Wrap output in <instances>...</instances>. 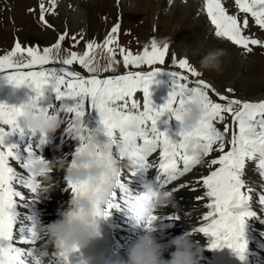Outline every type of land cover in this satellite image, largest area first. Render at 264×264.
I'll list each match as a JSON object with an SVG mask.
<instances>
[{
    "label": "snow or ice",
    "instance_id": "snow-or-ice-1",
    "mask_svg": "<svg viewBox=\"0 0 264 264\" xmlns=\"http://www.w3.org/2000/svg\"><path fill=\"white\" fill-rule=\"evenodd\" d=\"M49 4L50 7H46L40 0L39 20L47 28L54 29L55 25L46 14L53 12L56 0H49ZM235 4L241 13L250 14L255 24L264 29V0H235ZM204 6L216 37L249 53L253 50L250 45L264 47V42L244 34L249 27L246 16L238 19L237 15L229 14L221 0H205ZM119 29L120 24L116 23L103 41L102 47L109 53V63L103 72L112 71V65L116 63L114 48L110 46L116 43ZM67 36V31L59 33L56 42L42 51L38 46H22L17 40L10 51L0 55V74H4L8 83L15 87H31L36 94L35 101H40L46 91H51L59 106L51 103L41 111H55L66 125V134L78 140L71 161L93 140L95 130L104 131L105 135L96 141L94 155L105 172L97 181L87 184H75L66 177L74 198L91 197L93 214L97 218H104L112 208L126 209L137 217L145 212L150 198L129 191L121 181V169L113 154L117 142H127L135 163V169H130L132 175L155 169L156 186L165 194L173 196L180 191L195 194L194 200L199 203L193 207L200 213V222L189 234H203L210 238V248H229L238 259L245 261V222L256 215L255 204L264 210V99L253 102L232 98L202 79L190 80L189 75L168 71L172 88L166 102L156 108L151 100L150 87L163 69L154 67L145 72L131 70L129 66L138 69L141 65H163L168 44L160 46L153 40L150 50L145 47L141 54L135 55L121 47L120 55L127 71L101 77L100 72L93 70L95 56L90 54L101 45L87 42V50L82 55L73 51L68 56H61L62 42ZM71 40L79 43L76 36ZM49 65L53 66L46 67ZM73 65H79L87 75L75 70L71 67ZM173 65L191 77L199 76L187 59H180L177 63L173 57ZM227 91L231 93L232 89ZM138 93L142 94V99ZM197 95H202L205 100L204 113L199 126L191 134L179 130L180 139L177 141L166 131L158 130L157 123L162 116L170 114V119L179 121L182 109ZM89 110L95 111L99 117L94 130L85 124ZM20 116L18 108L0 104V124L8 126L7 131L0 127V264H69L67 256L57 255L55 251L50 259H43V246L35 247L41 227L35 217L21 212L38 201L42 192H47L48 186L40 179L43 170L38 174L36 167L49 161L37 154V149L47 143V137H41L35 147L28 142L23 146L10 142L14 136L25 141L28 135L21 127ZM218 123L223 124L222 130L216 126ZM78 128L79 135H75ZM194 141L204 149L202 162L187 154L188 145ZM213 152L219 155L206 159ZM66 162V159L60 161L61 164ZM200 165L207 166V174H199L194 181L187 183H174ZM249 169L257 172L258 184L248 176ZM16 185L28 190L30 195L17 190ZM148 211L145 227L152 230L156 216ZM170 218L179 219L178 216Z\"/></svg>",
    "mask_w": 264,
    "mask_h": 264
},
{
    "label": "rangeland",
    "instance_id": "rangeland-1",
    "mask_svg": "<svg viewBox=\"0 0 264 264\" xmlns=\"http://www.w3.org/2000/svg\"><path fill=\"white\" fill-rule=\"evenodd\" d=\"M115 1V5L106 8L103 7L105 0H84L86 5H89L88 14L84 17L85 20L79 21L73 18L66 19V16H63L66 9L64 7L58 8L59 5L56 4L53 12L46 14L47 17H52L48 19L55 25V28L52 29L47 28L39 20L40 0H0V55L10 51L17 40L22 46H38L42 51L44 47H50L56 42L59 33L67 31L68 36L62 42L61 56H68L73 51L78 55H82L87 50L86 43L94 42L101 45V47L96 48L94 53L90 54L95 56V61L99 62L101 66H107L109 63V53L102 47L103 41L111 28L116 23H119L120 29L117 34V41L110 46L114 48L116 63L112 65V71H101L99 75L101 77L118 75L127 71L123 65V58L120 55L121 47L126 52L131 51L135 55L141 54L145 47H148L150 50L153 40L159 45L168 44L169 50L163 65H141L138 69H133L129 66L131 70L145 72L150 71L154 67L163 69L155 77V82L150 87L151 100L154 107L159 108L168 99L172 88V79L168 71H178L182 75H189L190 80L202 79L218 92L229 95L232 98L253 102L264 99V47L250 45L253 50L249 53L238 46H234L226 39L216 37L214 26L211 25L207 17L204 6L205 0L191 1L188 5H183V0H178V2L174 0H148L146 1L147 3L140 5H138V1L136 0ZM140 1L142 2L143 0ZM43 2L46 7H50L49 0H43ZM221 3L229 14L237 15L238 19L245 18L246 14L239 11L235 0H221ZM92 4H99L100 7H93ZM172 5L174 6L172 7ZM177 5H183V9H178ZM246 18L249 21V27L245 29L244 34L264 42V29H260L255 24L250 14H247ZM72 36H76L79 43L72 41ZM81 36H83V39H80ZM63 49H67L68 51H63ZM214 49H223L225 51V55L221 58V68L219 71H197L199 76L191 77L190 74L183 72L173 65V57L176 58L177 63L180 59H187L190 65L198 70L200 59ZM50 66L53 65L46 67ZM54 66L59 67L60 65ZM71 67L87 75L79 65ZM0 75V95H2L3 99L9 97L11 101L20 106L22 103L35 97V92L28 85L15 87L8 83L4 74ZM228 89H232V92L229 93ZM137 96L142 99V94L138 93ZM213 98L216 99V97ZM53 99V94L48 90L38 102L41 108L51 103L56 104L58 107L59 102ZM10 107H14V105ZM98 119V114L93 110H89L85 124L91 130H94L97 127ZM161 119L165 121V126L169 129V136L178 141L180 139L178 136L180 129L179 122L174 118L170 119V114H165ZM65 126V124L62 125L54 134V138L62 140L60 142L61 150L67 155L66 160L70 162L79 142L66 134ZM216 126L221 130L223 129L222 123H218ZM0 127H4L6 131L8 130V126L6 125L0 124ZM45 148L53 150L54 146L48 145ZM55 149H58V147H55ZM218 155L219 153L213 152L206 159L215 158ZM55 159L58 158L50 156L45 158L49 162ZM207 172V166L200 165L194 172L187 175L186 182L194 181L199 174H207ZM63 175H65L63 171L58 172L53 170L50 173L53 181L51 192L41 193L40 199L44 205L46 204L45 209L48 204L50 217L45 218L39 225L40 227H44L56 220L58 214L62 211L61 208L65 205L64 201L68 193L61 187ZM248 176L257 184L260 182V177L256 171L249 169ZM179 181L182 182L181 179ZM16 187L24 194H28V190L21 188L19 185H16ZM184 192L192 193L190 191ZM193 200L194 196L192 195L191 202ZM254 206L257 210H260L258 209V204ZM256 218L259 220L258 215H256ZM198 225L199 223H193L192 227ZM122 230L126 231L125 228H122ZM197 235L200 234L192 235V239L196 242H198ZM45 258L46 260L49 259L48 256H45Z\"/></svg>",
    "mask_w": 264,
    "mask_h": 264
},
{
    "label": "clouds",
    "instance_id": "clouds-1",
    "mask_svg": "<svg viewBox=\"0 0 264 264\" xmlns=\"http://www.w3.org/2000/svg\"><path fill=\"white\" fill-rule=\"evenodd\" d=\"M164 44L160 45L163 46ZM225 55L223 49H214L206 53L199 61V69L196 71H219L221 58ZM93 70L97 73L104 67L99 62H94ZM205 100L202 95L194 96L189 104L181 111V119L178 121L180 131L191 134L200 124L204 113ZM18 109L21 112L20 124L24 132L32 137H49L55 134L64 124V121L49 109L47 113L41 111L38 101L33 98L22 103ZM75 135H79V128ZM105 135L102 129L93 132V140L90 141L82 153L72 161L61 164V159H55L56 163L37 165L36 172L41 182L48 186L47 192H51L53 181L50 173L63 171L65 176L75 184L94 183L101 177L105 169L101 162L95 158L97 150L96 141ZM114 157L118 162L127 161L130 169H135L131 147L127 142H117L113 149ZM187 154L197 162L204 160V149L197 142H192L187 147ZM146 173V172H145ZM142 195L150 199L146 202V210L139 217L133 216L137 225L145 224L149 214L165 207L174 206L171 194H165L159 190L156 184L148 182L143 185ZM72 208L67 212H60L58 218L48 225L40 228L37 242L43 241V247L51 246L57 255L70 258L76 253L88 249L94 241L102 235L100 218L94 216V201L89 196H79L71 201ZM204 249L198 242L192 239L189 233H182L168 241L167 246L161 244L153 230L145 228L143 232L130 241L124 249V253L100 257L97 264H201L204 259ZM47 255V252H44ZM82 264H92L91 261H83Z\"/></svg>",
    "mask_w": 264,
    "mask_h": 264
},
{
    "label": "bare ground",
    "instance_id": "bare-ground-1",
    "mask_svg": "<svg viewBox=\"0 0 264 264\" xmlns=\"http://www.w3.org/2000/svg\"><path fill=\"white\" fill-rule=\"evenodd\" d=\"M99 1V0H96ZM138 1V5L147 3L148 0H140ZM177 1L178 0H174ZM191 1L197 0H183L184 4H190ZM28 2V1H27ZM115 0H105L103 7L108 8L109 6L115 5ZM56 4L59 7H64L66 12L63 16H66V19H75L77 21L83 20L84 17L88 14V6L84 2V0H56ZM93 7H100L99 4H92ZM119 5V2H118ZM148 5V4H147ZM176 5V4H174ZM172 5V7L174 6ZM182 6H178V9H183ZM121 6V4H120ZM137 6V5H136ZM169 6V5H168ZM186 6V5H185ZM102 7V8H103ZM144 8V7H142ZM181 11V10H180ZM52 18V17H51ZM47 17V19H51ZM85 20V19H84ZM85 22V21H84ZM1 76V75H0ZM6 100V101H4ZM46 103V102H45ZM0 104H5L7 106H16L14 101H11L9 97L2 98L0 95ZM47 107V105H45ZM157 128L160 131H166L168 133V128L165 126V121L160 119L157 123ZM40 137H32L28 134L25 137V141H21L19 137H12L10 142L16 143L20 146H23L25 142L31 143L33 147L39 144ZM61 139H55L54 134L47 137V143L40 146L37 149V154L42 156L44 159L47 157H57L58 159H66L67 155L61 150ZM78 142V140H77ZM48 145L54 146V149L45 148ZM77 143V147H78ZM58 147V149H55ZM51 159V158H50ZM13 166L18 167L15 165ZM118 167L121 169V181L126 184L129 188V191L133 195L142 194L143 193V185L152 182L156 184L157 182V172L155 169H150L146 173H137L136 175H132L130 172V168L128 166L127 161L118 162ZM198 167V166H197ZM196 167V168H197ZM195 168V169H196ZM194 169V170H195ZM55 170V169H54ZM193 170V172H194ZM181 177L182 182H186L187 176ZM179 179V180H180ZM176 181L174 183L178 184L180 181ZM16 187V186H15ZM61 187L65 192L68 193L67 198L64 201V207L61 208V212H67L71 209V201L74 199V196L71 190L68 188L66 176L63 175L61 181ZM168 187H171L169 185ZM17 188V187H16ZM17 190H19L17 188ZM20 191V190H19ZM117 193L118 189L116 190ZM25 195H30L28 194ZM194 194L189 192L180 191L173 195L174 206L165 207L161 210H157L153 213L156 216V219L152 222L151 229L154 231L156 239L163 245L167 246V243L172 238L181 235L182 233H189L192 229V224L199 223V212L193 207V205L198 204L197 201L191 202V197ZM46 205V204H45ZM45 205L42 200L29 204L25 208L21 209L22 214L29 215L35 217L38 226L44 221V219L49 218L50 215L48 213V204L45 209ZM201 211L203 209L201 208ZM256 215H258V219L256 215L251 218H248L245 222L244 228V241L246 243V254L249 256L248 263L242 262L237 256L232 252L229 248H218L212 249L210 248V238L205 237L203 234L197 235V241L199 245L204 249L203 256L204 259L201 261V264H264V211L254 209ZM48 213V215H47ZM178 216L179 219H171L170 217ZM191 217V219H189ZM196 220V221H194ZM101 232L102 235L99 238L97 244L95 241L93 244L86 250L82 252L76 253L69 258V264H81L83 260V256L85 253L93 251L97 254V259L99 261L100 257H107L113 254H120L121 256L124 253L125 246L132 240L136 238V236L140 235L143 230L146 228L145 224L137 225L135 219L132 214L129 213L126 209L112 208L108 210V214L104 218H100ZM40 227V226H39ZM122 228L127 231L122 230ZM256 230V232H255ZM181 232V233H178ZM43 245V241L37 242L35 247L41 248ZM21 246V245H17ZM22 247H33L32 245H23ZM43 251L47 252L49 259L51 258V253L55 251L51 246L47 248H42ZM104 251H106V255H104ZM31 259V258H29ZM45 261V256L43 257Z\"/></svg>",
    "mask_w": 264,
    "mask_h": 264
}]
</instances>
